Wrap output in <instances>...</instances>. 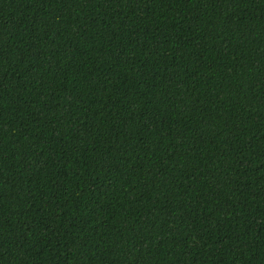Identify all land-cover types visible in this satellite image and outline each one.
<instances>
[{
	"label": "trees",
	"instance_id": "16d2710c",
	"mask_svg": "<svg viewBox=\"0 0 264 264\" xmlns=\"http://www.w3.org/2000/svg\"><path fill=\"white\" fill-rule=\"evenodd\" d=\"M0 264H264V0H0Z\"/></svg>",
	"mask_w": 264,
	"mask_h": 264
}]
</instances>
